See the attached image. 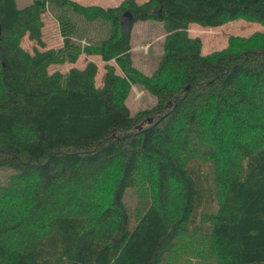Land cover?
Listing matches in <instances>:
<instances>
[{
	"label": "trees",
	"instance_id": "16d2710c",
	"mask_svg": "<svg viewBox=\"0 0 264 264\" xmlns=\"http://www.w3.org/2000/svg\"><path fill=\"white\" fill-rule=\"evenodd\" d=\"M47 8L63 45L30 54L21 41L44 47ZM237 19L263 26L264 0H0V264H168L178 245L216 264H264V34L208 57L187 34ZM143 21L166 32L151 75L131 54ZM81 54L121 74L105 65L96 87L93 61L49 71ZM132 85L155 98L134 115ZM139 183L152 201L133 216Z\"/></svg>",
	"mask_w": 264,
	"mask_h": 264
},
{
	"label": "rangeland",
	"instance_id": "374dc122",
	"mask_svg": "<svg viewBox=\"0 0 264 264\" xmlns=\"http://www.w3.org/2000/svg\"><path fill=\"white\" fill-rule=\"evenodd\" d=\"M71 3H75L81 7H99L103 9L117 8L121 3L128 0H68ZM136 3H142L145 0H134ZM32 0H15L16 7L22 9L23 7L29 5ZM56 8H47L41 15L42 21V39L44 42V47H38L35 43L28 40L25 36L21 41V47L33 54L34 48L39 51L54 49L57 50L63 45V38L60 35L58 22L54 16L56 13ZM121 25L124 28L129 27L130 21L127 16H123ZM100 31H95L96 37L100 38ZM187 34L191 38H199L202 46V54L206 57L212 55L215 52L223 51L229 43L230 38H249L251 35H262L264 34V25L254 24V22L242 21V19H237L234 22H225L219 27L206 28L205 26H200L197 24H190L187 28ZM166 36V32L163 28V24L157 21H143L136 22L132 26L131 30V54L133 58L134 66L141 71L144 75H151L156 69L159 60L163 54V42ZM84 42L80 43L83 46ZM88 61H93L97 66V74L94 79V84L96 87H101L102 78L105 73V65H110L114 67L116 73L121 74L120 69L117 67L116 63L112 60L108 63L102 61L98 55H80L74 63L64 62L61 64H55L50 66L49 71H59L65 73L69 68L76 67L82 69ZM122 76V75H121ZM125 104L130 109L131 114L134 115L141 110L150 108L155 104V98L146 90L138 85H132L130 91L127 95ZM150 120V119H149ZM7 183H1L0 186H5ZM141 184L139 183L136 188L129 191L126 204L134 213H138L142 207L146 208L147 204L151 203L152 199L144 195L145 191L141 189ZM76 192V191H75ZM72 193L77 198L80 191ZM68 194V193H66ZM80 198V196H79ZM72 202L66 208V211H71V213H77L78 206L71 199ZM154 203V200H153ZM87 207V206H85ZM82 209V206L80 207ZM93 211V209H90ZM135 218V217H134ZM187 248V247H186ZM182 248L181 245L177 246V250L174 252V259L168 258V264H216L215 259L212 256L210 250H205V257H193V254Z\"/></svg>",
	"mask_w": 264,
	"mask_h": 264
},
{
	"label": "water",
	"instance_id": "95a60500",
	"mask_svg": "<svg viewBox=\"0 0 264 264\" xmlns=\"http://www.w3.org/2000/svg\"><path fill=\"white\" fill-rule=\"evenodd\" d=\"M125 16H127V17H128V19H129V21H130V16H129L128 14H126Z\"/></svg>",
	"mask_w": 264,
	"mask_h": 264
}]
</instances>
